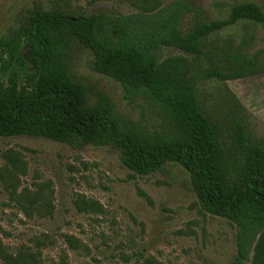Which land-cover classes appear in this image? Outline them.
I'll list each match as a JSON object with an SVG mask.
<instances>
[{"label":"rangeland","instance_id":"obj_1","mask_svg":"<svg viewBox=\"0 0 264 264\" xmlns=\"http://www.w3.org/2000/svg\"><path fill=\"white\" fill-rule=\"evenodd\" d=\"M180 1L192 9L182 30L194 20L229 17L233 8L264 0H0V44L29 27L36 8L72 15H128L156 10ZM70 74L87 90L88 102H109L123 125L143 132L177 133L164 109L145 92H127L115 80L94 70L95 56L70 41ZM212 59L173 49L165 59L183 57L191 73L220 64L228 46L264 61V27L242 22L209 39ZM30 49L1 69L0 86L17 77L19 88L32 72ZM235 97L241 107L235 105ZM202 108L230 142L243 126L264 147V73L244 79L206 82L199 90ZM65 236L80 241L71 250ZM46 245L37 249V242ZM39 250L42 264H231L237 254V229L227 219L206 213L192 189V176L180 164L167 162L147 176L128 169L113 145L93 144L74 150L54 141L0 137V263Z\"/></svg>","mask_w":264,"mask_h":264},{"label":"trees","instance_id":"obj_2","mask_svg":"<svg viewBox=\"0 0 264 264\" xmlns=\"http://www.w3.org/2000/svg\"><path fill=\"white\" fill-rule=\"evenodd\" d=\"M191 12L180 1L128 15L85 16L36 8L29 27L0 44L1 69L19 61L23 45L30 49L32 69L25 87L19 88L16 76L0 86V137L41 138L74 150L113 145L121 151L123 164L142 176L162 171L167 162L178 163L191 174L203 210L236 227L237 254L231 264H264V147L240 125L227 142L199 99L206 82L262 74L264 61L228 46L220 53L221 66L192 74L185 58L165 59L164 54L173 49L212 59V36L242 22L264 27V9L245 2L228 18L196 19L185 32L184 16ZM72 39L93 53L97 73L158 103L177 133L150 135L123 125L109 102L89 104L86 87L70 74ZM235 102L241 107L236 97ZM64 239L71 250L80 249L76 237ZM45 245L37 242L36 247ZM0 264L42 263L38 250L4 256Z\"/></svg>","mask_w":264,"mask_h":264}]
</instances>
